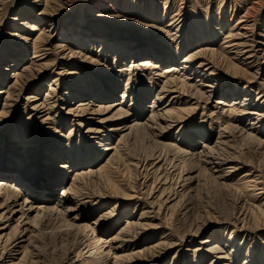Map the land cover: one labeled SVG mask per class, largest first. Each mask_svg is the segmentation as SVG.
<instances>
[{
  "label": "rangeland",
  "instance_id": "rangeland-1",
  "mask_svg": "<svg viewBox=\"0 0 264 264\" xmlns=\"http://www.w3.org/2000/svg\"><path fill=\"white\" fill-rule=\"evenodd\" d=\"M40 1L0 0V264H17L24 249L39 255L33 264H264V219L252 214L264 209L255 141L264 143V0ZM44 1L53 14H42ZM32 25L65 51L40 48L48 70L9 90L15 71L36 67L42 31ZM146 51L168 60L148 65ZM155 112L165 119L153 123ZM124 123L145 127L126 145ZM109 144L119 147L115 169L87 175L108 162ZM232 159L220 179L216 167ZM37 168L33 184L14 180ZM76 174L85 175L80 189Z\"/></svg>",
  "mask_w": 264,
  "mask_h": 264
},
{
  "label": "bare ground",
  "instance_id": "bare-ground-1",
  "mask_svg": "<svg viewBox=\"0 0 264 264\" xmlns=\"http://www.w3.org/2000/svg\"><path fill=\"white\" fill-rule=\"evenodd\" d=\"M43 1V0H42ZM42 1H40V2H42ZM45 2V5H46V7H45V9H44V12L42 13V14H44V15H51V14H53L51 11H48V9L50 8V9H52L51 7H49V2L48 1H44ZM64 2V0H53V3L55 4V3H59V4H61V3H63ZM67 2V1H66ZM52 4V3H51ZM108 4V3H107ZM54 9V8H53ZM55 13V12H54ZM28 20H30V18H28ZM48 19H46V22L47 23H49L50 22V20L49 21H47ZM42 21H45V20H39V22L38 23H42ZM37 23V22H36ZM20 26H23V27H26V28H29V27H31V25H29V22H27L26 21V23L25 24H20ZM39 26L40 25H32V29H30V31H32V32H37V31H42V32H40V34L36 37V39L34 40V42H33V49H34V54L35 55H37V56H33L34 58L33 59H38L37 60V62H36V67H35V65L33 64V63H31L30 64V66L29 67H27V68H25L24 70H23V72L22 73H19L18 71L16 72H14V75H13V78H14V83L13 84H11L10 85V87H8V89L9 90H11L12 88L14 89V88H16L18 85H19V79H21L22 77H25V80H27L28 78H29V76H30V74L31 73H34L35 72V69H36V71L38 72V74L40 73V74H43L44 72H46L48 69H47V67H48V64L46 63V61H43L42 62V60L43 59H45L46 57L45 56H42L41 54H39L40 52H41V50H40V48H45V50L44 51H46V53H49V52H51V51H58V52H64L65 50V48H63V46H61V45H59V47L61 48L60 50H58L59 49V47H56L55 46V40H51L50 38H52V37H50V36H47L46 35V33L45 32H43V29L44 28H40V29H38L39 28ZM102 34V37H103V39H105V38H108V37H110V36H112V35H110V32H105V33H101ZM125 36V35H124ZM47 37H48V39H47ZM29 38H30V35H28V36H23V40L25 41V42H29L28 40H29ZM120 39H124L123 41H125V40H127V39H125L124 37H120V35H115V41H116V44H118L119 45V43H121V42H119V40ZM31 40V39H30ZM48 40V41H47ZM51 40V41H50ZM114 41V40H113ZM138 41H139V39H138ZM119 42V43H118ZM32 43V42H31ZM61 44V43H60ZM85 44V47L86 48H89L90 49V45L87 43V42H85L84 43ZM136 44H138V42H134V45H135V47L137 48V47H140V45L138 46V45H136ZM233 43H225V48L226 49H230V50H234V48H238V47H242V46H245L244 44H242V43H237L236 45L235 44H233ZM102 46H104V48H106V49H113V47L112 46H114V44H104V43H102ZM250 48V47H249ZM118 49H119V47H118ZM243 49H244V47H243ZM238 50V49H237ZM236 50V51H237ZM240 51V50H239ZM251 51V50H250ZM250 51L248 52V51H246V53H249L250 54ZM252 51H254V50H252ZM238 52V51H237ZM245 52V51H244ZM18 53V56L17 57H22V51H18L17 52ZM140 53H143V51L142 52H140ZM20 54V55H19ZM50 54V53H49ZM137 54H139V53H137ZM144 54H146V56L145 57H150V58H153V59H150V58H146V59H144V61H147L146 63H148V65H154V66H160V64L163 62V61H166V60H168V59H165V60H163V57H162V55L160 54L159 55V53H156V52H151V51H146V52H144ZM236 54V53H235ZM242 54H244L243 52H242ZM242 54H240V55H242ZM256 54V53H255ZM135 55V54H134ZM237 55H238V53H237ZM251 55H253V54H251ZM70 56V55H69ZM194 57H195V55H194ZM250 57H252V56H250ZM249 57V58H250ZM166 58V57H165ZM254 58V57H253ZM149 59V60H148ZM246 59V58H245ZM31 62V61H30ZM13 66V65H12ZM11 66V67H12ZM14 67V66H13ZM56 82V80L54 81V83ZM27 84V82L26 81H23V85H26ZM113 87H112V89L114 90V91H112V90H110V91H104L103 93H101L99 96H101V95H103V97L102 98H100V99H106V98H109V97H112L113 96V93L115 92V89H116V87H117V84H115V85H112ZM171 87H173V86H171ZM173 88H176V87H173ZM51 91H53L52 89H51ZM166 91V89H164L163 90V92H165ZM8 91H6V92H3V93H7ZM214 92V91H213ZM8 96H9V94H7ZM125 95V94H124ZM50 95H47V97H49ZM98 96V95H97ZM98 96V97H99ZM123 99H125V96H123L122 97ZM160 100V99H159ZM38 101H40L39 99H37V100H35V102H38ZM48 101V100H47ZM46 101V102H47ZM46 102H45V104H46ZM44 104V103H43ZM42 104V105H43ZM217 104L218 105H223L224 103L222 102V101H218L217 102ZM119 105H123V104H119ZM119 105H115V106H119ZM87 106V107H86ZM122 108V107H121ZM119 109V110H122V109ZM153 108H155V111H156V109H157V106H154ZM108 109H101V108H99L98 110H97V112L95 113V114H98V113H100V112H105V111H107ZM77 113L78 112H80L82 115L83 114H85V113H87L88 111H89V108H88V104H81V105H79L77 108H76V110H75ZM231 111H234V110H231ZM72 112H74V111H72ZM108 112V111H107ZM76 114V113H75ZM123 113H121L120 115H122ZM166 117H169V115H171V113L169 112V111H166ZM254 115H256V114H254ZM158 116V113L157 112H155L154 113V115H153V117H151V120L153 121V123H157V122H161V120H164L165 119V117H163V116H159V117H157ZM164 124L166 125L167 124V121H165L164 122ZM124 125H125V123H124ZM160 126H162V125H160ZM168 127V126H167ZM143 130V129H145V127H144V125H134V126H130V127H128L127 125H125L124 127H122L121 128V130H120V132H122L123 134H122V136H120L121 138H123L122 139V143L123 144H125V143H129V142H131V141H133L135 138H137V130ZM162 129H164V128H162ZM90 132H92V133H94V134H97V135H94V136H98V137H101V133L99 132V131H94V130H90ZM136 132V133H135ZM104 137H107V136H104ZM95 138V137H94ZM246 139H251V140H255L254 138H252L251 136H246L245 137ZM99 139V138H98ZM136 141V140H135ZM256 142H257V144H258V146H259V148L258 149H260V148H262V149H264V143L263 142H261L259 139H257L256 138V140H255ZM134 143V142H133ZM220 143V142H219ZM224 144V143H223ZM126 145V144H125ZM129 145V144H128ZM116 146H118V145H116ZM115 146V144H109V145H107L106 147H104V152H106V153H108V156L110 157L109 158V160H108V162H106L105 164H102V166L100 167V169L97 171V172H93V173H89V174H87V175H90V176H92L94 173L96 174H98V173H104L105 171H113L114 169H115V166H116V160L114 159L115 158V156H118V153H120L119 152V147H116ZM127 147V146H126ZM166 147V146H165ZM171 146L169 145V147L168 148H170ZM132 148V147H131ZM170 149H172V147L170 148ZM221 150V149H220ZM211 151V150H210ZM209 151V152H210ZM221 151H224V150H221ZM220 151V152H221ZM226 152H228L227 150H225ZM236 151V150H235ZM60 152V151H59ZM111 152H113V153H111ZM127 152H128V150H127ZM132 152V151H131ZM131 152L129 153V154H131ZM181 152V151H180ZM185 152V151H184ZM189 152V151H188ZM216 152V151H215ZM214 152V153H215ZM226 152H224V153H226ZM183 153V152H182ZM214 153L212 154V155H214ZM218 153V152H217ZM222 153V155L220 156V157H222L224 154H223V152H221ZM229 153V152H228ZM237 153V152H236ZM61 154V153H60ZM59 154V155H60ZM129 154L127 155L126 154V156H124V158L125 159H127V158H129L128 156H129ZM185 154H187V151H186V153ZM184 154V155H185ZM210 154H211V152H210ZM210 154L209 153H206V154H202V156H203V158H205L206 160H213V157L212 156H210ZM234 154V153H233ZM125 155V154H124ZM230 156H231V154H230ZM229 157V156H228ZM120 158L122 159V161L124 160V158H123V156L121 155L120 156ZM202 158V159H203ZM215 158V157H214ZM216 158H218V157H216ZM215 158V159H216ZM225 158V157H224ZM227 158V157H226ZM231 158H233L232 156H231ZM237 158V157H236ZM79 159L81 160L82 158L81 157H79ZM204 159V160H205ZM234 159V158H233ZM230 160L229 162L227 161L226 163H224L223 162V160H222V164H220L219 166H217L216 167V169H215V173H217V174H219V178H220V176L222 175V173H223V166L224 165H234L237 161H235V160ZM239 159V158H238ZM129 160V159H128ZM211 160V161H212ZM237 160V159H236ZM183 161V160H182ZM211 161H208L209 163L211 162ZM215 161V160H214ZM216 161H217V159H216ZM219 161H221V158H220V160ZM219 161H217V162H219ZM240 161V160H239ZM204 162V161H203ZM216 162V163H217ZM241 162V161H240ZM206 163V162H205ZM208 163V164H209ZM212 163H214V162H212ZM220 163V162H219ZM1 164H3V163H1ZM1 164H0V166H1ZM133 165V164H132ZM206 165V164H205ZM216 165H218V164H216ZM236 165V164H235ZM131 166V165H130ZM209 166V165H208ZM215 166V165H214ZM133 167H135V166H133ZM211 167V166H210ZM213 167V166H212ZM211 167V168H212ZM241 167V166H240ZM61 168L62 169H67V168H69V166L67 165V164H63L62 166H61ZM70 168H71V166H70ZM135 168H137V166L135 167ZM134 168V169H135ZM226 168V167H225ZM230 168V167H229ZM239 168V167H238ZM232 169H235L236 170V168H235V166L232 168ZM4 169L3 168H1L0 167V174L2 173V171H3ZM232 171V170H231ZM36 173H38V168H37V171H35V172H33V173H27V171L25 172L24 170H22V172H21V174L20 175H17L16 176V178L14 179V180H17V181H19V182H21V183H23V182H25L26 180H28V181H30L32 184H33V182H35L37 179L36 178H38V176H37V174ZM225 173V172H224ZM28 174V175H27ZM40 173H38V175H39ZM85 174V173H84ZM84 174H76L75 175V178L73 179L74 180V184L77 186H75L76 187V189L78 188V189H80V184L82 185V179L84 178ZM252 174L251 173H247V174H245L244 175V177L243 178H245L246 180H249V178H250V176H251ZM260 175V174H259ZM263 175V176H262ZM262 175H260L261 177H262V179H264V174H262ZM32 176V177H31ZM222 176H224V175H222ZM31 177V178H30ZM95 177V176H94ZM218 177V176H217ZM24 178H26L25 180H24ZM222 178V177H221ZM220 178V179H221ZM223 178H225V177H223ZM30 179V180H29ZM33 180H35V181H33ZM28 181H26V182H28ZM252 181H254V180H252ZM26 182H25V184H26ZM250 182V181H249ZM248 183V182H247ZM251 183V182H250ZM253 183H255L254 185L255 186H257V180L256 181H254V182H252L251 184H253ZM262 183H264V182H262ZM24 184V185H25ZM22 185V184H21ZM51 185V184H50ZM250 185V184H249ZM253 185V186H254ZM263 185V184H262ZM52 186V185H51ZM252 186V185H251ZM259 186V185H258ZM264 186V185H263ZM107 188H109V190L110 191H112V190H117V188H116V186L115 185H111V184H109V186L107 187ZM262 190H263V188H262ZM6 191V190H5ZM10 191V190H9ZM12 191H14L13 193L14 194H16L15 196H16V198L18 199V197H19V195L17 194V191H15V190H12ZM113 192V191H112ZM261 192V191H260ZM264 192V191H263ZM12 193V194H13ZM116 193V192H115ZM9 194V193H8ZM11 194V193H10ZM11 194V195H12ZM111 194L109 193L108 195H104V196H102V197H109ZM9 197V196H8ZM254 199V198H253ZM242 200H244V199H242ZM246 205V203H243V205ZM242 205V206H243ZM259 206V205H258ZM248 207V206H247ZM251 207V206H250ZM248 207L247 209H251V210H253V208L255 209V207L253 206V207ZM190 210V209H189ZM250 210V211H251ZM249 211V212H250ZM247 212V211H246ZM246 212H244V213H246ZM253 211H251V213H252ZM259 213V214H258ZM253 214V216H254V220H256L257 222L259 221V219H264V209L263 208H258V210H257V213H256V211L255 212H253L252 213ZM256 214H258V215H256ZM245 215H247V214H245ZM252 219H253V217H252ZM259 223V222H258ZM147 224H145L144 226H146ZM235 225V224H234ZM261 225V224H260ZM204 226H206V225H204ZM204 226H202V227H199V229L197 230V232H195V234L194 235H197L198 233H200L201 232V230L204 228ZM234 232V231H233ZM168 235V234H167ZM1 237V236H0ZM15 238V241L14 242H17L18 240V237L17 236H15L14 237ZM117 239V238H116ZM103 239H101V237H100V240L99 241H96V246L97 247H99V251H100V246H98L100 243H101V241H102ZM1 241V240H0ZM203 244H205V245H208L209 246V244H212V243H215V240L214 241H212V242H208V240L206 241V242H202ZM166 244V243H165ZM170 245V244H169ZM96 246H95V248H96ZM15 247H17V246H15ZM156 247H158L159 248V246L157 245ZM156 247L155 248H153V251L156 249ZM36 249V248H35ZM90 249H92V248H90ZM221 249V248H220ZM225 249V248H224ZM6 250V249H5ZM27 249H24L23 250V252L21 253L23 256L18 260V263L17 264H33L35 261H34V259H38V256H35L34 254V256H32V255H27V251H26ZM222 250V249H221ZM238 250H240V249H238ZM96 251H98V250H96ZM98 251V252H99ZM208 251L209 252H213V251H215V252H217V251H219L218 250V247H211V246H209V249H208ZM89 252H91L90 250L87 252L88 254H89ZM103 254V253H102ZM101 253H99L98 254V256L100 255V256H103ZM141 254H144V253H141ZM99 256V257H100ZM104 259V258H103ZM220 259H226V260H228L229 261V255L227 254V252H225L224 254H223V256L222 257H220ZM231 259V261H232V258H230ZM249 259H251V257L249 258ZM127 260H129V259H127ZM32 261V262H31ZM34 261V262H33Z\"/></svg>",
  "mask_w": 264,
  "mask_h": 264
}]
</instances>
